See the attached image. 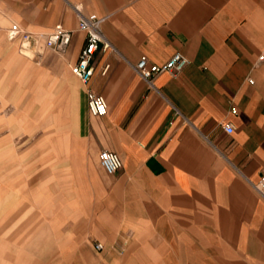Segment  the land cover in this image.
I'll use <instances>...</instances> for the list:
<instances>
[{"label":"crops","instance_id":"obj_1","mask_svg":"<svg viewBox=\"0 0 264 264\" xmlns=\"http://www.w3.org/2000/svg\"><path fill=\"white\" fill-rule=\"evenodd\" d=\"M92 12L105 16L108 46L93 52V73L83 82L71 65L86 40L79 14ZM14 21L71 30L63 51L42 39L32 45L38 76L50 73L52 93L58 81L67 96L58 108L64 130L43 147L50 163L41 162L43 175L67 191L63 204L91 208L82 212L87 221L109 216L124 224L116 237L159 240L151 264H253L220 232L223 256L217 234L204 231L209 227L191 207L208 206L217 196L209 192L220 187L252 188L262 197L253 183L264 172V63L257 61L264 0H0V51L10 54L4 30ZM176 51L187 58L176 73L159 72L149 83L134 68L142 55L162 63ZM88 89L105 97L104 114L89 111ZM103 148L122 159L114 173L99 164ZM223 165L230 184L219 182ZM169 223L171 237L164 234Z\"/></svg>","mask_w":264,"mask_h":264},{"label":"rangeland","instance_id":"obj_2","mask_svg":"<svg viewBox=\"0 0 264 264\" xmlns=\"http://www.w3.org/2000/svg\"><path fill=\"white\" fill-rule=\"evenodd\" d=\"M4 39L12 46V53L6 52L7 47L0 51V264H151L152 250L159 240L116 237L114 230L122 234L124 224L109 216L99 215L100 223L87 221L82 212L91 208L64 205L68 199L62 196L67 191L43 175L41 162L50 163L43 158V147L64 130L66 121L58 108L67 96L56 80V93H52L50 73L38 76L36 47L20 51L5 30ZM228 174L227 168L220 166L221 184L231 183ZM211 193L217 196L208 206L191 207L209 227L204 226L208 229L204 231L228 236L225 244L232 241L253 264L264 259L262 197L252 188L238 186L232 191L220 187ZM164 234H174L172 224H165ZM218 234L217 248L226 256L228 249ZM173 241L179 250V240ZM96 242L102 247L95 248Z\"/></svg>","mask_w":264,"mask_h":264},{"label":"built area","instance_id":"obj_3","mask_svg":"<svg viewBox=\"0 0 264 264\" xmlns=\"http://www.w3.org/2000/svg\"><path fill=\"white\" fill-rule=\"evenodd\" d=\"M105 16H100L94 12L89 14H79L78 28L83 30L86 35L84 46L81 48L76 62L71 65V72L76 75L81 81L87 82L92 73L93 66L91 58L93 52L99 45L108 46L101 31V22ZM5 33L8 39L17 40L20 51L25 52L36 44L39 38H42L43 44L57 51H63L68 45L71 38V30L64 28L62 25H57L47 32L34 33L21 26L17 22H12L6 27ZM37 51H40L37 49ZM257 61L264 63V46L257 55ZM187 62V58L179 51L174 52L168 59L162 63L150 62L144 55L140 56L134 65L136 72L146 79L149 83L153 77L162 71L171 73L178 72ZM252 81V79H249ZM87 106L89 111L94 115H102L107 110L105 97L92 89L87 90ZM224 129L227 132L233 130L231 123H224ZM98 161L102 168L107 173H114L122 166V159L118 152L110 149H100L98 152ZM254 188L264 198V172H262L256 182L253 183ZM95 248L102 247L101 242L94 244Z\"/></svg>","mask_w":264,"mask_h":264}]
</instances>
